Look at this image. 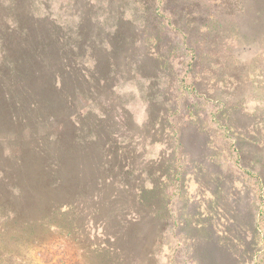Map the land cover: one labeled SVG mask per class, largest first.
Instances as JSON below:
<instances>
[{
	"label": "rangeland",
	"instance_id": "1",
	"mask_svg": "<svg viewBox=\"0 0 264 264\" xmlns=\"http://www.w3.org/2000/svg\"><path fill=\"white\" fill-rule=\"evenodd\" d=\"M91 4L37 0L33 13L73 39L98 23L106 34L120 5ZM124 8L142 24V5ZM191 8L213 15L192 36L196 66L188 47L150 28L163 36L169 78L114 77L87 95L75 73L60 93L30 82L38 109L25 88L0 83V264H264V36L238 31L243 20L225 0ZM139 71L150 75V64ZM95 139L111 157L113 183H97L104 160ZM138 171L152 175L136 179ZM56 180L64 190L53 191Z\"/></svg>",
	"mask_w": 264,
	"mask_h": 264
},
{
	"label": "trees",
	"instance_id": "2",
	"mask_svg": "<svg viewBox=\"0 0 264 264\" xmlns=\"http://www.w3.org/2000/svg\"><path fill=\"white\" fill-rule=\"evenodd\" d=\"M76 1H84L88 6L92 5V0H72V3ZM112 1L120 6L115 10L110 9L109 15L115 18V23L106 34L101 28L102 24L98 23L95 27L97 33L86 36L81 33L76 39H73L72 36L64 35L56 26L55 21L50 19V16L46 15V17L40 18L34 15L33 7L37 0H0V83L4 79L5 84H14L15 82V87L25 88L22 96L26 98L32 96L34 105L38 109L37 101L34 99L35 95L26 88L30 82L42 81L52 91L56 93L60 90V93L63 91L62 81H65V77L69 78L75 73L80 75L79 78L83 80V85L89 86L87 91L81 93L87 95L89 92L96 93L99 88L107 86L109 80L114 77L121 79V82L127 79H136L139 75L147 81L154 79L157 81L161 76L169 78V75L165 74V67L168 65V56L165 55L166 46L160 44L163 36L151 33L150 28L158 25L162 27V33L168 37L167 43L175 38L178 39L181 46L188 47L186 50H190L193 54L192 58L196 62L192 64L196 66L199 63V61L197 62L199 56L196 55L197 49L192 48V46L195 44L193 38L200 34L199 19L203 16L213 18V15L207 11H191V7H195V9L198 5L206 7L220 0H133L134 3L142 5L143 8L142 24L140 25L125 18L124 7L129 0ZM186 1L189 2L186 3ZM190 1L195 3H190ZM225 2L231 15H235L241 21L243 20L237 26L238 31L242 32V28L249 25L254 28L247 34H251L254 42L258 40L256 36L260 34L264 36V0H225ZM184 12L186 13L184 14ZM84 21L91 23L94 21L93 15H86ZM243 22L245 25H241ZM243 34L246 36L244 32ZM132 51L137 54L135 59L129 56ZM90 62L91 66L88 65ZM148 64H150L151 74L144 75L139 71V67ZM132 74L134 77L128 78ZM115 83L116 80L114 86L117 84ZM193 87L195 89L196 86ZM109 88H113V86ZM42 89L46 93V88ZM76 91H79L78 87L74 88L72 95ZM4 97L11 99L15 98L16 95L4 91ZM70 98H72L71 95L67 96L68 101ZM153 104L155 103L150 100L148 109ZM115 107L125 114L121 105ZM169 109H163L161 114L171 112L168 111ZM175 112H177V108L172 113ZM148 116L150 117V115ZM12 117L14 118V116ZM237 138L247 141V137L243 135H238ZM176 140L179 142L177 145L182 149V152H185V145L181 142L182 140L179 137ZM97 141L98 139H95L96 143ZM111 143L114 146L117 144L118 147L116 141ZM98 144L99 142L97 148L100 149ZM99 152L103 154L104 161L101 164V169L104 174L100 175L97 183H113V177L105 171L110 165L111 157L107 153L108 151L103 150V146ZM116 154L114 161L120 165L122 158L117 152ZM59 167L61 166L56 168L59 169ZM145 174L148 177L152 175L150 172L138 171L136 179ZM54 186L55 190L53 191L55 192L64 190L60 180H56ZM67 194L73 195L70 191H67ZM67 198L62 203L72 202L69 197ZM48 209L49 207L47 212ZM115 253L120 255L121 250L117 249Z\"/></svg>",
	"mask_w": 264,
	"mask_h": 264
}]
</instances>
